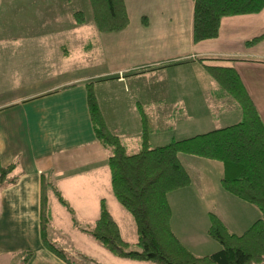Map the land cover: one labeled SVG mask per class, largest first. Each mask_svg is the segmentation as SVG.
Masks as SVG:
<instances>
[{"label": "crops", "instance_id": "obj_1", "mask_svg": "<svg viewBox=\"0 0 264 264\" xmlns=\"http://www.w3.org/2000/svg\"><path fill=\"white\" fill-rule=\"evenodd\" d=\"M123 1L126 27L98 32L92 22V34H86L84 40L81 37L75 48L70 45L79 38L75 28L87 19L77 23L71 13L65 21L60 12L52 14L47 0H22L31 10L20 12L17 19H24L15 22L17 31L0 36V164L15 163L9 177L18 175L13 183L0 187L1 264H69L41 243L42 178L58 189L76 222L84 227L99 216L100 200L110 198L109 149L94 133L86 102L88 82H92L110 131L126 148L139 150L144 127L150 146H157L234 123L221 124L222 113L238 108L229 98L213 97L215 82L198 61L202 56L230 57L264 123V39L245 44L264 32V10L224 16L216 37L193 42L192 0ZM212 120L218 126L201 128ZM180 160L191 181L167 194L170 208L173 196L183 194L187 205L193 198L186 191L194 188L189 165L199 171L198 165L211 164L202 157L184 154ZM194 190V195L203 196ZM220 190L239 204L234 207V219L243 231L260 216L253 205L222 187ZM47 197L51 214L48 234L61 238L53 211L55 207L62 212L59 200L52 188H48ZM106 207L112 215L111 206L106 203ZM210 212L202 210L208 219ZM170 219L173 233L193 253L203 255L219 248L215 240L208 239L209 222L201 228L189 226L188 230L198 232V238L187 239L182 232H175L172 214ZM121 236L130 243L137 239ZM207 246L210 250L196 252ZM27 252L31 255L25 259ZM77 256L84 263L92 262L82 253ZM108 262L138 264L117 256L108 257Z\"/></svg>", "mask_w": 264, "mask_h": 264}, {"label": "trees", "instance_id": "obj_2", "mask_svg": "<svg viewBox=\"0 0 264 264\" xmlns=\"http://www.w3.org/2000/svg\"><path fill=\"white\" fill-rule=\"evenodd\" d=\"M92 22L98 32L120 30L127 26L128 16L123 0H87ZM192 41L214 38L218 35L220 19L224 16L257 13L264 10V0H192ZM73 17L85 22L82 10ZM264 39V32L245 42L253 45ZM233 58L202 56L198 61L214 80L212 95L217 100L231 99L241 110V118L232 124L172 139L150 146L147 129L141 134L138 151L128 153L121 138L110 131L98 105L92 82L86 85V102L96 138L109 149L107 164L110 168L112 192L119 204L133 217L137 239L124 240L119 226L100 200L99 216L91 226L79 225L73 210L58 189L42 178L40 193V238L50 252L70 261L65 252L49 239L51 214L47 197L52 188L59 202L72 215V222L90 235L114 256L156 264H264V123L248 95L238 73L231 65ZM191 155L220 161L223 190L236 198L254 205L260 216L242 233L227 230L222 221L209 213L207 235L219 248L207 254L190 251L173 233L170 226L171 208L167 201L170 191L190 184V175L180 155ZM15 163L0 164V187L13 183L18 175L9 177ZM31 255L26 253L25 259Z\"/></svg>", "mask_w": 264, "mask_h": 264}, {"label": "rangeland", "instance_id": "obj_3", "mask_svg": "<svg viewBox=\"0 0 264 264\" xmlns=\"http://www.w3.org/2000/svg\"><path fill=\"white\" fill-rule=\"evenodd\" d=\"M47 2L50 6L52 14L60 12L62 16L65 17V21L67 20L66 16H68V14L72 13L73 15V10H82L84 12L87 21L83 26L75 28V30L77 31L75 35H79V38L72 40L70 42V45H72L74 48L78 47L80 45L79 42L81 41V37L83 40L85 39L84 36L86 34L90 37L94 27L91 21L90 8L87 0H47ZM37 4L38 2H36V5ZM35 7L38 9L37 6ZM23 10L30 11L31 8H26V5L23 4L22 0H0V36L7 35L9 30L17 31V29H19V27L17 29L15 28V22H19L20 19L17 18H19V14H21L20 12ZM27 13L29 14L30 12ZM68 20L70 21V19ZM34 24H37V22H35ZM63 24H65V22H63ZM228 110L229 111L221 114V124H228L230 122H236V120H240L241 110L239 108L236 110ZM154 123L158 125L163 124V122L159 123L158 121H155ZM216 124V121L212 120L209 125L206 124L201 128H214V126H218ZM167 140L164 142H167ZM126 150L128 153H131L137 151L138 149H132L131 147H127ZM206 161H211V164H208L209 162H207V165H204L203 167L198 165L197 169L199 171H194L193 168L196 167L194 165H189L188 167L191 168L190 172L191 177L193 179L194 187L192 189L186 190L188 191L187 195L189 197H193L189 199V204L187 205L186 196H182L183 194L173 196V199L169 200V202H171V214L175 232H182L181 234L185 235V238L187 239H193L194 236L197 237L198 235V232L195 233V231H192L190 229L188 230L189 226L201 228L204 223L207 224L209 222L208 215L205 216V214L202 213V210L204 211V209L205 211H211V213L215 214L226 226L227 230L231 232L235 231L237 233H241L243 231V229L239 228L240 225H235L236 221L234 219V207L238 208L239 204L235 205L233 198H230L228 194H225V192L220 190L221 185L219 178H221L220 176L222 175L221 162L210 159H207ZM195 188L202 192V197L194 195V193H196L194 190ZM109 197L110 198H107L105 202L111 206L112 217L115 221H118L120 225V233H122V235L129 240L135 239L137 237V231L134 219L132 215L119 204L112 192L111 185L109 187ZM110 201H113V203H115V206L110 203ZM57 205L63 213L54 207V219L56 220V225L58 229L55 230L60 233L62 237L56 238L54 237V235H50L49 239L53 241L57 247H59L65 252L67 258L72 261L73 264H87L79 259L77 253H82V255L84 254V256H88L89 258H91L92 262H90V264H109L108 257L114 258L115 256L108 250H106L104 247L99 245L95 240H92L89 236H87L88 234H82L84 232L77 228V226L72 222V215L68 211V209L59 201L57 202ZM253 207L255 206L253 205ZM60 213L64 215L65 220L62 219ZM201 231L202 229H199V232ZM80 235L82 237H87V239H89V242L85 243L83 240L84 238H82ZM200 235L201 237L203 236L202 233H200ZM53 238H55L56 240H53ZM187 239L184 240L187 241ZM211 246H207V248L204 249L203 247H201V251L196 252H206L210 250ZM134 261H137L138 264H156L154 262L145 260Z\"/></svg>", "mask_w": 264, "mask_h": 264}]
</instances>
